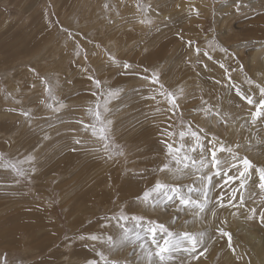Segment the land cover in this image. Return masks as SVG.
<instances>
[{
  "label": "rangeland",
  "instance_id": "374dc122",
  "mask_svg": "<svg viewBox=\"0 0 264 264\" xmlns=\"http://www.w3.org/2000/svg\"><path fill=\"white\" fill-rule=\"evenodd\" d=\"M137 2L151 3L160 12L159 16L149 12L152 26L139 23L142 14ZM105 3L113 10H105ZM236 3L0 0V154L4 161L13 163L34 157L31 162L17 163L24 176L0 167V256L7 253L8 264H87L98 259L96 251L107 253V248L80 236L114 233V227H102L106 223L103 217L117 215L121 209L129 216L162 223L174 232L207 230L208 252L190 264H264V226L258 219L245 218L248 209L259 204V189L252 183H258L255 174L249 185L256 196L241 189L244 207L238 211L231 205L217 209V217L209 212L206 221L194 220L190 212L178 213L174 207L153 210L137 200L157 180H170L157 171L166 151L161 141L168 139L162 133L169 124L173 125L170 130L178 131L181 117L178 112L168 118L169 105L155 91L159 84L170 91L184 89L180 111L185 122L193 121L228 145L251 142L253 148L240 149V155L264 166V123L254 127L245 124L250 106L229 86L225 70L219 66L225 65L236 87L254 98L259 96L246 77L264 85V0H240L239 10ZM190 6L199 10V18L190 13ZM188 40L194 42L193 47L188 46ZM77 44L79 57L74 54ZM216 44L238 59L218 47L214 50ZM195 47L201 49L199 58ZM109 52L132 68L112 64ZM30 68L56 85L54 94L64 105L59 112L47 107L51 101ZM153 72L159 74V84L142 78ZM89 76L99 80L101 87L97 88ZM109 90L120 91L108 97ZM101 92L105 93L101 102L109 101L105 115L112 120L114 142L124 152L111 160L92 150L99 145L83 130L84 124L92 122L88 109L95 107ZM153 95L156 100L151 99ZM201 96L230 114L227 127L192 112L200 105ZM24 111L30 116H23ZM241 124L245 126L241 128ZM78 139L80 144L75 143ZM218 155L227 157L226 153ZM229 175H237L236 170ZM224 179L213 177V184L218 185L210 193L213 202L223 192L227 203L231 189L239 184L238 180L225 184ZM194 180L190 176L177 182L190 185ZM233 203L238 204L239 199ZM174 216L179 218L173 223ZM225 219L227 224L222 225ZM134 223L129 221V227ZM218 227L231 233L235 252L228 247L226 237H219ZM109 259L118 264H147L146 257L133 254L131 246L110 253ZM180 260L190 258L180 256L174 264Z\"/></svg>",
  "mask_w": 264,
  "mask_h": 264
},
{
  "label": "snow or ice",
  "instance_id": "6c2138e0",
  "mask_svg": "<svg viewBox=\"0 0 264 264\" xmlns=\"http://www.w3.org/2000/svg\"><path fill=\"white\" fill-rule=\"evenodd\" d=\"M240 0H237V10L241 7ZM177 8L181 7V4L176 5ZM104 8L107 11H112L113 8L110 4L105 3ZM136 8L138 12L142 14V18L139 20L140 24L152 26L153 20L149 16L150 11H155L156 16L160 15L158 10L153 9V5L148 3L146 5L137 2ZM190 13L195 12L197 18H199V10L194 6H190ZM118 15V13H117ZM111 22V20H110ZM157 30H159L157 28ZM71 36V33H69ZM181 39L183 37L181 36ZM193 41L188 40L189 47H193ZM210 46H213V42H209ZM99 47V45H97ZM218 47L223 53H227L232 56L233 59H238L235 53H230L227 48H224L218 44L214 45ZM76 57L81 55L80 45L77 44L74 50ZM108 59L112 64L122 67L125 70L131 69L132 65L128 62L119 61L110 52L107 53ZM195 55L199 58L201 55V49L195 47ZM203 55L209 60L212 56L204 51ZM84 59L87 60L85 54ZM197 63L200 60L197 59ZM225 70V73L230 81V87L235 89L236 95L240 97L242 101H245L250 106L248 112V119L245 120V124L252 127L256 126L258 122L264 123V85L256 83L250 78L246 77L247 83L255 85V88L259 91V96L254 98L253 95H249L236 87L234 83H231V74L223 63L219 65ZM207 67V65H205ZM240 70L243 71V65H240ZM39 77L35 69H29ZM87 71V69H85ZM145 72L148 70L145 69ZM41 83L44 85V91L51 102L47 104V107L54 112H59L64 107L62 103L57 101L54 94L56 85L49 81L45 77H39ZM93 81L97 88L101 87V82L92 76L88 77ZM148 80L150 84H159V74L153 72L151 76L142 77ZM220 83V81H216ZM35 85H33L34 87ZM120 90H109L108 97H114L118 95ZM156 93L164 97L169 105L167 112L171 113L168 117L170 120L173 116H176L179 112L181 120L179 124V130L173 129V125L169 124L164 129L163 135L168 139L162 140L161 143L166 149L164 153V160L158 167L157 171L167 174L170 180H157L154 186L144 191L141 196L137 197V200L145 205L151 207L153 210L164 208L165 211L170 207H174L179 212H190L193 219H199L201 221L207 220V213H211L213 218L217 217V209H227L229 205L236 208L237 211L245 206V197L240 190L249 191L251 196H256L257 193L251 192L252 185H249V181L252 180L253 174L258 176V183L253 181V185L259 189V204L248 209V215L245 217L247 220L258 219L261 226H264V166L255 164L247 155L241 156L240 149L249 151L253 148L251 142L241 145L235 143L234 145L225 144L219 135L207 131L205 128L200 127L198 124H194L193 121L185 122L183 119V113L180 111V100L184 97V89L179 88L175 91H170L164 88L163 84H159V89L155 90ZM97 95V93H93ZM105 95L101 92L98 96L97 103L94 108H89L88 113L92 117V122L83 125L85 132H90V135L94 138L95 143L99 147H95L92 150L94 152L103 153L102 158L108 160L113 159L114 156H123L124 152L119 145L115 144L112 136V120L109 119L105 113L109 111L107 108L108 100L104 99L101 102L100 97ZM151 99L156 100V95H153ZM43 103V101H42ZM159 103V101H158ZM157 111H160L158 108ZM194 114H202L203 118L209 121L215 120L217 124H221L225 127L228 126L229 121L232 119L229 113L222 111L218 105H213L200 97V105L192 109ZM25 117H29L30 113L24 111L21 113ZM80 123H83L82 121ZM245 125L241 124L243 128ZM171 141V142H170ZM76 144H80L78 139ZM75 150V149H74ZM226 153L227 157L218 155ZM34 157L28 156L25 161L17 163L31 162ZM0 167L11 169L18 176H24L25 172L17 167V163L11 161H4L3 154H0ZM242 165V169L241 166ZM207 169V171H205ZM235 169L237 175H229V172ZM35 172V169H32ZM190 176H194L195 180L192 184H182L177 181L186 179ZM222 177L224 183L228 184L230 181H239L237 187L231 189L232 195L229 196L227 203L223 200V192L219 197L215 199L211 198V191L218 185L213 184V177ZM240 192L239 197L237 193ZM239 199V203H233ZM255 203V201H254ZM211 205V207H209ZM235 216L236 212H232ZM178 216L173 217V223ZM103 219L106 221L102 225L104 228L114 227L116 231L106 234L90 236H80L82 240H91L97 242L101 246V249L107 248V253L104 250L96 251L98 259L87 261V264H118L117 261L109 259V254L123 250L131 246L133 254L146 257L147 264H174V262L180 256H186L190 260H180V264H190L191 260L199 261L201 257H205V253L208 252V246L205 241V236L208 234L207 230L198 232L182 231L174 232L166 227L162 223L155 221H145L141 216H129L124 213L123 209L120 210L117 215L105 216ZM129 221L135 222L129 227ZM187 223V221L185 222ZM222 225L227 224V220L221 221ZM147 225V226H145ZM220 238H227V245L233 252L235 249L232 245V235L226 231L224 227H218L216 229ZM147 245V246H146ZM140 251L137 252L136 250ZM0 264H8L7 253L0 256Z\"/></svg>",
  "mask_w": 264,
  "mask_h": 264
},
{
  "label": "bare ground",
  "instance_id": "6f19581e",
  "mask_svg": "<svg viewBox=\"0 0 264 264\" xmlns=\"http://www.w3.org/2000/svg\"><path fill=\"white\" fill-rule=\"evenodd\" d=\"M127 12V11H126ZM169 21V20H168ZM166 24V23H165ZM160 51V50H159ZM133 60H135V58L133 59Z\"/></svg>",
  "mask_w": 264,
  "mask_h": 264
}]
</instances>
